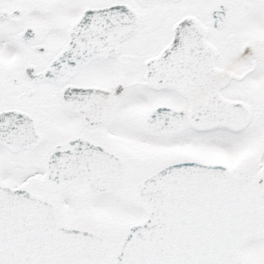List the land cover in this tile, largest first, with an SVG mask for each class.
<instances>
[{"label": "snow or ice", "instance_id": "6c2138e0", "mask_svg": "<svg viewBox=\"0 0 264 264\" xmlns=\"http://www.w3.org/2000/svg\"><path fill=\"white\" fill-rule=\"evenodd\" d=\"M0 264H264V0H0Z\"/></svg>", "mask_w": 264, "mask_h": 264}]
</instances>
